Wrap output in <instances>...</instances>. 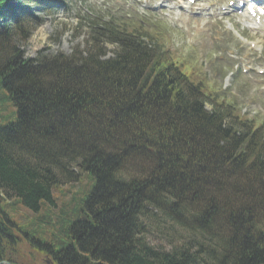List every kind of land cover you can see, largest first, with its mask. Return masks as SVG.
Masks as SVG:
<instances>
[{
  "label": "trees",
  "instance_id": "1",
  "mask_svg": "<svg viewBox=\"0 0 264 264\" xmlns=\"http://www.w3.org/2000/svg\"><path fill=\"white\" fill-rule=\"evenodd\" d=\"M41 3L0 0V262L30 264L21 235L52 264H264V125L194 84L164 32L95 20L85 49L23 59ZM83 172L60 224L52 191Z\"/></svg>",
  "mask_w": 264,
  "mask_h": 264
},
{
  "label": "rangeland",
  "instance_id": "2",
  "mask_svg": "<svg viewBox=\"0 0 264 264\" xmlns=\"http://www.w3.org/2000/svg\"><path fill=\"white\" fill-rule=\"evenodd\" d=\"M61 1L65 6L53 10L51 14L43 12L42 9L35 10L42 15L43 24L26 43L19 46L23 59H34L41 53L70 55L76 46L85 49L84 44L94 21L90 19L103 18L106 21L114 19L118 24L121 21L144 19L149 22L145 27L146 33L153 25H160L167 30L166 41L171 52L183 58L191 67H195L209 88L214 91L221 90L222 92L218 91L220 97L225 96V100L234 105L238 114L264 122V75L256 76L263 65L264 34L247 29L241 18H234L232 14L226 16L223 13L219 14V8L224 4L223 0L205 1L199 4V9L197 6L190 8V11L198 14L197 16L185 14L175 3L165 0ZM159 4H162V7H159ZM163 13L168 16H164ZM228 31L236 39L241 37L240 41L245 47L234 39L225 37L224 34ZM246 38L257 44L254 50L247 49L248 46L243 42ZM107 49L111 55L114 47L109 46ZM237 64L242 74L233 76ZM246 70L247 73H244ZM251 75L254 76L253 80L250 78ZM12 107L11 102L0 106V126L15 121V109ZM93 185L91 177L82 173L78 183L56 186L52 191L55 206L48 213L61 217L62 219H58L60 224L75 221L82 216V212L78 210L80 203ZM18 212L26 217L21 218L22 221L28 217L32 218L28 212L22 210ZM15 216L20 219L19 216ZM55 234L57 237L54 241H62L64 238L62 234L59 232ZM60 234L62 238L57 239ZM20 238L22 240L18 249L20 256L25 257L24 261L30 264H51L50 258L39 252L38 255L23 237Z\"/></svg>",
  "mask_w": 264,
  "mask_h": 264
}]
</instances>
